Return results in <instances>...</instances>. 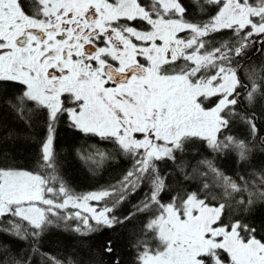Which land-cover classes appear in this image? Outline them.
<instances>
[{
	"label": "snow or ice",
	"instance_id": "6c2138e0",
	"mask_svg": "<svg viewBox=\"0 0 264 264\" xmlns=\"http://www.w3.org/2000/svg\"><path fill=\"white\" fill-rule=\"evenodd\" d=\"M65 138L112 174L77 192ZM118 230L127 264H264V0H0V264H126Z\"/></svg>",
	"mask_w": 264,
	"mask_h": 264
},
{
	"label": "trees",
	"instance_id": "16d2710c",
	"mask_svg": "<svg viewBox=\"0 0 264 264\" xmlns=\"http://www.w3.org/2000/svg\"><path fill=\"white\" fill-rule=\"evenodd\" d=\"M85 138L80 140H71V139H62L61 147L63 149V175L65 179L71 184V186L77 192H85L96 187L98 183H102L103 179H107L110 174H112V168L106 167L102 172L101 176H93L89 171L88 166L83 163L72 150L74 147L80 146L84 142ZM91 143V141H89ZM8 157L10 159L14 158V162L19 166H24L26 163L31 161L32 154L34 152V146L30 141L20 139L15 142V145L12 143L9 144ZM120 235V247L119 253L122 256V259L126 262L132 259L133 257L129 254L133 252L130 247L131 239L127 231L118 230ZM109 235H114L112 233H105L102 236L97 235L92 238V243L98 245L102 240L107 239ZM46 247L55 249L57 247L55 239L52 241L45 242ZM105 264L108 260L107 256L103 257Z\"/></svg>",
	"mask_w": 264,
	"mask_h": 264
}]
</instances>
